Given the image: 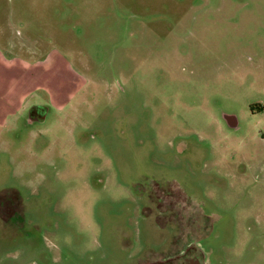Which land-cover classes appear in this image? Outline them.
I'll use <instances>...</instances> for the list:
<instances>
[{
	"label": "rangeland",
	"instance_id": "1",
	"mask_svg": "<svg viewBox=\"0 0 264 264\" xmlns=\"http://www.w3.org/2000/svg\"><path fill=\"white\" fill-rule=\"evenodd\" d=\"M169 178L196 212L148 202ZM13 193L0 264H264V0H0Z\"/></svg>",
	"mask_w": 264,
	"mask_h": 264
},
{
	"label": "flooded vegetation",
	"instance_id": "2",
	"mask_svg": "<svg viewBox=\"0 0 264 264\" xmlns=\"http://www.w3.org/2000/svg\"><path fill=\"white\" fill-rule=\"evenodd\" d=\"M35 114L36 110L33 107L32 110H30V115L35 116ZM38 118L40 119V117ZM228 119L229 122L232 123L231 118L228 117ZM154 183V188L152 189L153 193L147 195V200L153 207H155V210L164 217H167L165 215L169 214L168 218H171L172 216H170V214H180L184 211L188 212L190 211V209L193 210V212H196L199 209L198 205H195L193 203V199L183 192V190L180 188V186L174 179H161L159 182ZM9 195L10 197H8V200L1 202L0 204V221L4 224H13L14 216L21 213L19 197L14 193ZM0 201H2V199H0ZM4 212L6 214L9 213L8 218L2 216ZM169 225L171 226L173 231L170 237L173 239L174 242V239H176L175 237L180 233L181 229L183 228L182 226H177V224L175 223ZM190 239L193 238L190 236ZM192 243V241L189 242V244ZM179 254L180 255L178 256L175 255V261L166 264H202L200 257L196 255V251L194 252L190 248L181 251Z\"/></svg>",
	"mask_w": 264,
	"mask_h": 264
},
{
	"label": "crops",
	"instance_id": "3",
	"mask_svg": "<svg viewBox=\"0 0 264 264\" xmlns=\"http://www.w3.org/2000/svg\"><path fill=\"white\" fill-rule=\"evenodd\" d=\"M25 77H27V78H28L29 76H25ZM10 80H11V79H10ZM11 81H12V80H11ZM24 81H27V79H24ZM23 98H25V99H26V96L24 95V96H23Z\"/></svg>",
	"mask_w": 264,
	"mask_h": 264
}]
</instances>
